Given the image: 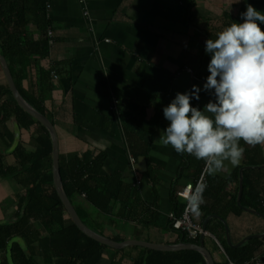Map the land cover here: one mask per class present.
<instances>
[{
    "label": "crops",
    "instance_id": "1",
    "mask_svg": "<svg viewBox=\"0 0 264 264\" xmlns=\"http://www.w3.org/2000/svg\"><path fill=\"white\" fill-rule=\"evenodd\" d=\"M247 4L264 13V0H50L48 16L56 42L43 64L50 68L52 63L61 74L55 78L46 108L58 130L61 153L67 158L105 155L103 171L108 178L127 189H137L139 201L149 207V213L170 218L177 204H185L177 192L194 182L198 173L194 156L178 154L171 146L157 142L169 124L163 109L177 93H185L194 85L203 89L210 75L211 57L205 42L217 36L210 33L212 25L204 19L229 15L242 23L241 13ZM227 26L224 22L221 28ZM115 96L121 98L117 109ZM212 99L211 93L202 90L199 101L192 99V106L203 109ZM123 121L133 123V135L138 129L142 138L156 132L146 148H137V158L130 152ZM15 129L11 120L3 122L1 118V151L11 147ZM20 134L29 150L38 146L27 140L28 132L21 130ZM241 146L245 153L239 166L226 162L225 169L212 175L214 178L230 180L235 172L240 177L243 169L252 167L246 164L249 145L241 141ZM256 147L264 158V145ZM258 178L264 197V174ZM225 189L232 194L236 184L230 182ZM24 192L17 181L0 179V224L21 216L19 203ZM238 196L239 192L237 203ZM84 198L77 200L76 210L93 231L114 241H141L157 247L129 246L123 264H197L187 255L193 251H166L182 242V236L171 227L162 229L120 219L122 202L116 204L113 215L104 216ZM210 201L216 199L210 196ZM209 217L204 219L200 213L194 219L204 227ZM226 220L234 243L264 233V219L248 211L241 216L231 214ZM59 246L41 224L34 222L29 228L15 229L7 249H0V264H21L20 257L14 256L20 250L37 264H59L57 258H46ZM110 249L97 264H117L120 250ZM214 258L216 261L219 256Z\"/></svg>",
    "mask_w": 264,
    "mask_h": 264
},
{
    "label": "trees",
    "instance_id": "2",
    "mask_svg": "<svg viewBox=\"0 0 264 264\" xmlns=\"http://www.w3.org/2000/svg\"><path fill=\"white\" fill-rule=\"evenodd\" d=\"M49 2L50 0H1L0 56L8 62L23 98L54 123L52 116L47 112L46 104L54 89L55 76L61 73L60 69L52 63L50 68L43 64V60L50 57L53 48L49 44L48 37L49 31L53 29L52 21L48 16ZM204 20L211 23L210 33L215 36L222 30L224 22H227L229 26L237 22L229 15L216 20ZM30 28L34 30L30 31ZM159 115L160 113L157 116ZM1 118L3 122L11 120L19 132L21 130L28 132L30 140L38 146L29 150L20 138L18 147L12 153L4 155L0 150V179L16 180L25 189L19 203L23 210L21 216L12 223L0 224V249H7V242L15 229L19 231V229L29 228L37 222L48 232L51 239L60 244L58 248L52 249V252L47 254V259L57 258L59 264H97L100 262L111 249L88 238L76 224L70 219L67 220L66 209L54 186L53 144L49 132L45 126L21 109L13 98L4 73L0 69V120ZM155 121L160 122L157 118ZM123 123L130 144V152L137 158L140 156L137 148L139 146L146 148L154 139L156 132L152 131L150 136L142 138L140 137L141 129L136 130L133 135L130 133L134 131L133 123L125 124V121ZM12 139L13 145L15 134L12 135ZM257 148L256 146L248 147L250 151L247 155L249 157L246 161L247 165L252 167L264 165V158ZM105 158L103 154L99 156L92 154L87 157L77 155L67 158L61 153V177L65 192L73 206L76 205V199L85 195L86 203L102 215L108 216L113 215L116 204L122 202L124 207L118 214L120 219L141 225H153L162 229L171 227V218H165L155 211L149 213V207L139 201L137 189H127L121 182L105 175L103 171ZM204 166L203 160L196 159L198 177ZM263 174L264 171L244 173L245 185L242 199L243 206L261 213H264V197L259 190L261 182L258 177H262ZM209 180L210 186L203 197L205 202L200 206V213L203 214L204 219L214 215L225 219L231 214L243 215L237 203L240 187L239 173L235 172L230 180L216 179L212 175L209 176ZM230 182L236 184V189L232 194L225 189ZM210 196H213L216 201H210ZM184 209V204H177L176 216L181 217ZM207 230L217 237L226 252H222V257L216 259V264H229L227 256L232 261L241 264L264 254V240L261 239H253L237 249L231 248L226 242L224 225L218 219L211 220ZM116 241L124 242L123 239ZM182 241L200 244V238L192 240L184 236ZM213 242L221 250L220 246L215 241ZM125 251L126 249L118 251L117 264H123ZM187 255L193 262L205 264L201 254L187 252ZM14 256L20 257L21 264H37L21 250L16 251Z\"/></svg>",
    "mask_w": 264,
    "mask_h": 264
},
{
    "label": "clouds",
    "instance_id": "3",
    "mask_svg": "<svg viewBox=\"0 0 264 264\" xmlns=\"http://www.w3.org/2000/svg\"><path fill=\"white\" fill-rule=\"evenodd\" d=\"M241 20L205 42L211 59L203 89L194 85L177 93L163 109L169 124L157 142L203 160L209 175L222 172L226 162L239 166L245 153L241 141L264 145V13L247 4ZM202 90L214 99L203 109L193 107ZM205 187L198 183L190 194L188 207L195 215L205 202Z\"/></svg>",
    "mask_w": 264,
    "mask_h": 264
},
{
    "label": "water",
    "instance_id": "4",
    "mask_svg": "<svg viewBox=\"0 0 264 264\" xmlns=\"http://www.w3.org/2000/svg\"><path fill=\"white\" fill-rule=\"evenodd\" d=\"M1 9H2V3L0 0V14H1ZM0 69L4 73V76L6 78L8 85H9V89H10V92H11L13 98L18 103V105L21 107V109L23 111H25L31 118L36 120L38 123L45 126L49 132V135L51 137V141L53 144V169H52L53 171H52V175H53V180H54V186H55L56 192H57L64 208L66 209V213H67V216L69 217V219L74 224L77 225L79 230L84 235H86L88 238L98 242L101 245H104V246H107L110 248H114V249H118V250L125 249L129 246H136V245H144L150 249H152V248L156 249L157 247L154 246L153 244L143 243L141 241H134V242L133 241H126V242L114 241L108 237H105V236L93 231L91 228H89L87 226V224L80 217L76 208L73 206L71 200L68 198L67 193L65 192V189H64V185H63V181H62V177H61V167H60L61 146H60V139H59V135H58V130H57L55 124L51 121L50 118L41 114L39 111H37L34 107H32L23 98L22 94L20 93V91H19V89H18V87L14 81V78L12 76L11 69L8 65V62L6 61L5 58H3L1 56H0ZM15 131L16 132H15L14 143L10 148L3 151L4 155H7L8 153H12V151L16 150V148L19 145L21 135L17 129ZM259 168L264 169V166L248 167V168L243 169V172L240 175V189H239L238 203H239V206L243 209V211H248L251 214H254V215L264 219L263 213H261L257 210H254V209H250V208L246 209V207H244L242 205V198L244 195V185H245L244 172H245V170L259 169ZM212 218L218 219L224 225L226 242L231 248H235V249L240 248L241 246H243L244 244H246L247 242H249L253 239L264 240V233H261V234H254V235L245 237L241 241H239L238 243H234L232 241V238H231V230H230L229 224H228L227 220L221 216H216V215L210 216L207 219L206 223H204L203 228L207 231L208 221ZM205 240L206 239L204 237H201L200 244H194V243H188V242L186 243V242L182 241L179 244L173 246L171 249H168L166 251H170V252H174V251L197 252V253L202 255L206 264H216L214 256L205 247Z\"/></svg>",
    "mask_w": 264,
    "mask_h": 264
},
{
    "label": "built area",
    "instance_id": "5",
    "mask_svg": "<svg viewBox=\"0 0 264 264\" xmlns=\"http://www.w3.org/2000/svg\"><path fill=\"white\" fill-rule=\"evenodd\" d=\"M48 37H49V44L51 46H54L56 41H55V32L53 29L49 31ZM55 78H57V76H55ZM119 104H120V100L117 96H115V105H116L115 109H117ZM135 160L136 159L133 157V161ZM198 183L206 186L205 190L202 193V195L204 196L207 188L210 185L209 174L207 173L205 166L203 168L201 175L194 182L187 184L183 190L177 192V196L185 201L184 204L185 209L181 217L176 216L175 213H173L170 216L172 221L171 228L173 231H175L182 237L187 236L189 239L192 240L198 238L201 239V237L211 239L220 246V249L223 253H226L224 247L221 245L217 237L208 230L206 231L199 223L195 221L194 219L195 214H193L188 207L190 194L195 191V187ZM137 184L140 185V179H138ZM227 258L229 264H239L232 261L228 256ZM241 264H264V254L256 258H252L249 261Z\"/></svg>",
    "mask_w": 264,
    "mask_h": 264
},
{
    "label": "rangeland",
    "instance_id": "6",
    "mask_svg": "<svg viewBox=\"0 0 264 264\" xmlns=\"http://www.w3.org/2000/svg\"><path fill=\"white\" fill-rule=\"evenodd\" d=\"M187 72H189V73H191V74H194V71L192 70V69H187ZM121 99V98H120ZM28 141L30 140V139H27ZM7 161L10 163V161L7 159ZM14 160L12 159V162H13ZM13 181H16V180H13ZM77 200L78 199H76V201H75V204H76V202H77ZM84 202V201H83ZM85 203V202H84ZM88 204V203H87ZM75 207H76V205H75ZM22 209V208H21ZM252 215V214H251ZM20 217V216H19ZM18 218V217H17ZM17 220V219H16ZM206 247H207V249L209 250V251H211V253L214 255V256H219V258H221L222 257V251L221 250H219L216 246H215V244H214V242H213V240H211V239H207V242H206Z\"/></svg>",
    "mask_w": 264,
    "mask_h": 264
}]
</instances>
